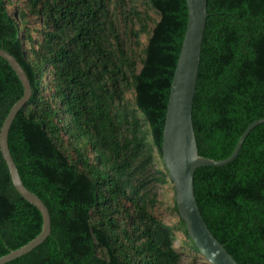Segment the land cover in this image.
I'll return each instance as SVG.
<instances>
[{"label": "trees", "instance_id": "16d2710c", "mask_svg": "<svg viewBox=\"0 0 264 264\" xmlns=\"http://www.w3.org/2000/svg\"><path fill=\"white\" fill-rule=\"evenodd\" d=\"M192 122L200 156L228 158L264 118V0H207ZM185 0H0V49L31 96L8 148L46 206L50 235L6 264H209L188 236L161 161ZM0 58V127L22 96ZM195 200L238 264H264V123L237 157L199 167ZM0 153V257L41 231Z\"/></svg>", "mask_w": 264, "mask_h": 264}, {"label": "water", "instance_id": "95a60500", "mask_svg": "<svg viewBox=\"0 0 264 264\" xmlns=\"http://www.w3.org/2000/svg\"><path fill=\"white\" fill-rule=\"evenodd\" d=\"M187 21L183 40L174 69L162 132L161 161L169 181L173 185L175 206L178 216L184 222L186 232L200 255L209 264H238L209 231L199 212L195 195L193 176L199 167H221L232 162L241 146L264 118L249 124L239 137L231 155L215 161L199 155L192 122V106L200 65L201 45L206 26L207 0H185ZM4 59L16 74L23 93L8 111L0 127V153L7 166L16 192L33 205L42 218L40 233L24 246L0 257V264L15 260L38 247L50 235V217L44 203L23 184L8 148V133L14 118L31 96L29 80L17 60L3 49Z\"/></svg>", "mask_w": 264, "mask_h": 264}]
</instances>
